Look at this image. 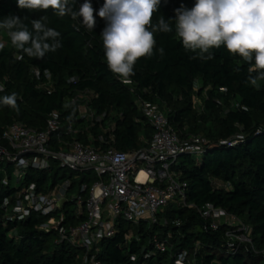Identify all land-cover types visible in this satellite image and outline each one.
Here are the masks:
<instances>
[{
    "label": "trees",
    "instance_id": "trees-1",
    "mask_svg": "<svg viewBox=\"0 0 264 264\" xmlns=\"http://www.w3.org/2000/svg\"><path fill=\"white\" fill-rule=\"evenodd\" d=\"M90 2L95 10L93 30L79 18L59 17L51 9H20L17 0H0V21L9 15L27 17L24 22L31 28V20L47 16V26L61 33L62 43L43 59L28 57L15 48L0 49V98L13 93L17 97L16 108L0 103V146L7 145L3 134L9 125L21 123L41 131L50 115L59 112L64 130L69 124L83 130L75 138L85 145L104 150L107 146L99 141L104 136L118 151L140 150L148 147L154 129L137 101H150L182 139L195 134L209 141L200 155L184 154L172 167L188 183V205L201 208L213 204L240 219L250 227L256 253L245 244L229 243L225 237L229 226L214 230L196 209L171 204L151 227L145 222L135 227L120 220L117 234L98 246L97 260L101 264H175L178 255L186 251L191 264H264V81L251 85L249 64L224 46L210 50L211 60L191 58L195 54L185 51L174 21L172 32L155 33L154 53L137 61L134 74L120 78L108 69L104 56L101 33L105 21L98 15L104 0ZM82 3L84 0H70L74 10ZM182 3L191 9L195 0H161L153 23L160 16L175 20L174 10ZM0 34L7 36L4 30ZM80 93H87L86 100L98 116L106 115L92 128L78 118V109L71 103ZM233 100L238 107L225 113L224 106ZM73 139L65 133L55 135L54 150L63 149L60 140ZM1 168L0 264H76L83 250L57 244L56 233L42 227L60 213L66 215L67 225L85 221V208L77 204V198L87 200L89 193L83 192L82 186H91L97 177L91 172L67 170L61 176L63 169L52 163L49 170H28L22 183L14 186L15 165L7 162ZM67 179L72 182L69 197L57 212L45 216L31 211L26 217L14 212L24 189L34 187L38 193L49 194ZM163 220L168 225L163 226ZM132 232L134 238L129 241ZM155 236L166 243V252L155 248Z\"/></svg>",
    "mask_w": 264,
    "mask_h": 264
},
{
    "label": "built area",
    "instance_id": "built-area-1",
    "mask_svg": "<svg viewBox=\"0 0 264 264\" xmlns=\"http://www.w3.org/2000/svg\"><path fill=\"white\" fill-rule=\"evenodd\" d=\"M36 75L39 76V72ZM124 83L131 84L128 80ZM86 99L87 93H80L71 103L78 109V118L87 124V128H92L106 115L98 116ZM137 102L154 132L148 147L132 152L116 150L104 136L99 137L100 143L107 146L104 150L85 145L75 138L83 130L73 124L67 125L64 130L59 112L50 115L46 128L41 131L28 129L21 123H13L6 128L3 140L7 145L0 146V168L7 162L13 163L16 184L22 183L28 170H49L52 163L70 172H91L97 177L91 186H82V191L89 193L87 200L83 201L81 196L77 198V204L85 208V221L75 226L67 225L64 224L66 215L60 213V217L51 218L42 228L56 233L57 244L67 243L83 250L76 264H101L96 256L98 246L104 239L117 234L120 220L135 227L145 222L151 227L159 223V214L169 205L176 204L196 209L211 222L214 230L221 225L229 226L225 232L226 240L232 244H245L256 253L248 225L213 204L201 208L188 205V183L172 170L182 155H200L209 141L196 136L182 139L156 104L143 99ZM62 133L74 136V139L67 142L60 140L63 149L54 150L53 137H60ZM21 155L26 156L21 158ZM71 185V180H64L49 194L38 193L34 187L24 189L18 196L14 212L22 217L29 216L31 211L45 216L55 213L63 206L59 207V204L68 199ZM161 223L168 225L167 220ZM133 238V232L127 236L129 241ZM153 244L157 250L166 252V243L156 236ZM191 263L193 261L186 251L180 253L175 261V264Z\"/></svg>",
    "mask_w": 264,
    "mask_h": 264
},
{
    "label": "clouds",
    "instance_id": "clouds-1",
    "mask_svg": "<svg viewBox=\"0 0 264 264\" xmlns=\"http://www.w3.org/2000/svg\"><path fill=\"white\" fill-rule=\"evenodd\" d=\"M160 3L161 0H104L98 12L105 21L101 38L107 67L114 75L127 78L134 74L137 61L154 53L155 33L172 32L174 21L185 51L195 54L191 58L211 60L214 56L210 50L224 46L249 64L251 85L264 81V0H195L191 9L183 3L176 8L175 20L166 21L160 16L153 23ZM17 7L31 11L51 9L59 17L79 18L88 30L96 24L90 0H84L78 10L70 6V0H17ZM26 19L9 15L0 21V30L6 32L15 49L28 57L43 59L46 53L62 47L61 33L47 26V16L31 20V28L24 22ZM4 47L0 42V49ZM159 51L164 54L163 48ZM16 99L13 93L0 98V103L16 108Z\"/></svg>",
    "mask_w": 264,
    "mask_h": 264
},
{
    "label": "rangeland",
    "instance_id": "rangeland-1",
    "mask_svg": "<svg viewBox=\"0 0 264 264\" xmlns=\"http://www.w3.org/2000/svg\"><path fill=\"white\" fill-rule=\"evenodd\" d=\"M0 42H3L4 44H5V47H8L9 49H14V47L12 46V44H11V41H10V38L8 37V36H6V35H3V34H0ZM195 102L198 104V105H200L201 104V101L199 100V99H196L195 100ZM238 107V104H237V101L236 100H233V101H231V103L228 105V106H224V112L226 113V111L228 110V109H232V108H234V107ZM191 136H196V137H202V136H197V135H195V134H192ZM205 139V138H204ZM207 140V139H206ZM58 168H60V166L58 165ZM64 170L65 169H63V171L61 172V176H62V173L64 172ZM14 186H17V184L15 183V180H14ZM79 192V189L78 188H76L75 190H74V194L75 195H77V193ZM63 205V203H60L59 204V207H61Z\"/></svg>",
    "mask_w": 264,
    "mask_h": 264
},
{
    "label": "water",
    "instance_id": "water-1",
    "mask_svg": "<svg viewBox=\"0 0 264 264\" xmlns=\"http://www.w3.org/2000/svg\"><path fill=\"white\" fill-rule=\"evenodd\" d=\"M24 156H26V155H21L20 157L22 158V157H24Z\"/></svg>",
    "mask_w": 264,
    "mask_h": 264
}]
</instances>
